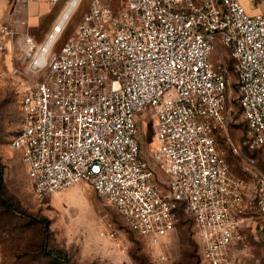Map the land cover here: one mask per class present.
Wrapping results in <instances>:
<instances>
[{"label": "built area", "instance_id": "2783aa9c", "mask_svg": "<svg viewBox=\"0 0 264 264\" xmlns=\"http://www.w3.org/2000/svg\"><path fill=\"white\" fill-rule=\"evenodd\" d=\"M31 1L12 0L11 13ZM69 19L62 12L40 47L26 42L36 81L22 95L11 146L23 151L34 196L84 180L155 244L182 210L194 221L205 264H238L232 248L243 240L245 220L251 212L264 217V173L248 201L218 139L225 136L236 152L264 147V11L250 14L241 0H91L57 49ZM17 29L18 19L0 23L1 50ZM231 100L247 126L240 145L231 136ZM148 105L158 125L153 159L168 176L166 188L141 155L137 120Z\"/></svg>", "mask_w": 264, "mask_h": 264}, {"label": "rangeland", "instance_id": "374dc122", "mask_svg": "<svg viewBox=\"0 0 264 264\" xmlns=\"http://www.w3.org/2000/svg\"><path fill=\"white\" fill-rule=\"evenodd\" d=\"M69 1L59 10L56 19L65 10ZM90 1H79L56 44L57 49L73 35ZM252 1L256 2L255 7L264 9V0H241L248 8L247 11ZM37 8L38 15L49 13L47 6L40 4ZM54 10V7H51L49 16H43L36 21L30 18L31 11H29L30 17L14 14L9 18L0 19V23L9 21L11 18L18 19V32L15 39L8 43V49H0V162L3 166L5 196L25 213L38 221L45 222L46 252L52 251L56 256L50 260L38 255L35 262L29 261V263L59 264L58 252L62 251L68 258V264H160L159 258L165 256L170 259L168 264H187L188 262L203 264L194 221L182 210L179 211L180 220L176 228L155 244L148 238L133 232L122 214L106 198L99 196L84 180L42 199L34 196L28 168L22 160L23 151L20 148H13L11 141L19 129L22 95L26 88L36 81L33 73L29 72L32 57L28 54L26 42L28 38H32L37 47L44 43L53 24L45 27L47 29L45 33L42 29L51 20ZM40 20V27H34L35 22L39 23ZM219 48L231 69L234 60L227 47L221 44ZM220 57L218 50L212 52L211 58L215 62L220 60ZM234 79L235 73L230 70L229 81L232 82ZM230 94L234 96V87L230 89ZM230 110L233 115L231 136L234 143L240 145L243 144L247 135L246 122L234 100L230 102ZM137 124L142 158L154 171L156 181L166 188L168 176L165 171L158 168L153 159L158 132L153 106L148 105L141 111ZM218 141L220 150L230 164L231 172L245 182V198L252 201L256 193L257 177L264 173V147L249 148L244 145L242 152H236L225 136H220ZM245 222L249 225L244 238L233 246L232 254L237 258L238 264H258L257 257L264 242V232L261 229L264 217L257 212H251ZM105 230L115 231V238L103 235L102 232ZM36 236H38V230L28 234V238L35 239ZM8 257L6 264L27 262V257L19 261L12 256Z\"/></svg>", "mask_w": 264, "mask_h": 264}, {"label": "trees", "instance_id": "16d2710c", "mask_svg": "<svg viewBox=\"0 0 264 264\" xmlns=\"http://www.w3.org/2000/svg\"><path fill=\"white\" fill-rule=\"evenodd\" d=\"M240 111V109H238ZM241 113V111H240ZM245 121V120H244ZM38 230L35 239L28 238L31 231ZM196 231V228H195ZM46 226L42 220L25 213L5 196L3 166L0 162V248L2 253L1 264L7 263L8 256L18 259L27 257L35 262L36 256L41 255L45 259L53 260L56 256L46 252ZM198 243V240H197ZM199 247V243H198ZM59 264H68V258L62 251L58 252ZM200 254V252H199ZM201 256V255H200ZM202 261V258H201ZM203 264H205L202 261ZM187 264H191L188 262Z\"/></svg>", "mask_w": 264, "mask_h": 264}, {"label": "crops", "instance_id": "0c3cea01", "mask_svg": "<svg viewBox=\"0 0 264 264\" xmlns=\"http://www.w3.org/2000/svg\"><path fill=\"white\" fill-rule=\"evenodd\" d=\"M67 1L68 0H60V1L56 2V3H51L48 0H32L30 2V4H29L28 8H26L25 10H23L20 13V15H24V16L27 15V16H29V11H31L32 12V15H31V17L30 16L29 17L33 21H36L37 19H40L43 16H45V17L49 16L50 15V11H51V7H54L55 10H54V13H52L53 16H52L51 20L49 21V23H47V25H45L43 27V29H44L46 26H49V25H52V24H53L52 26H54V24L58 20L56 18H57L58 14H59V10L65 5V3ZM40 4L41 5H44V6H47V8L49 9V13H45L43 15H38V13H36V12L38 11V8L37 7ZM255 6H256V2L255 1H252V3H250V8H249V11H248L250 14H256V13H259V12L264 11V9L263 10H260L259 7H255ZM11 7H12V0H0V19H2V18H9L10 16L13 15L11 13ZM246 9H248V8L246 7ZM35 25L36 26H34V27H40L41 20L39 21V23L35 22ZM37 25H39V26H37ZM43 29H42L43 33L47 32V29L46 28H45V30H43ZM248 225H249V223L247 222L244 225L243 229H242L243 238H244V233L246 232V229L248 228ZM261 229L264 232V222L262 224ZM258 256H259V257H257V259H259V263L258 264H264V242L262 244L261 251L258 254ZM245 259H248V257H245ZM1 261H2V253H1V248H0V264H1Z\"/></svg>", "mask_w": 264, "mask_h": 264}, {"label": "bare ground", "instance_id": "6f19581e", "mask_svg": "<svg viewBox=\"0 0 264 264\" xmlns=\"http://www.w3.org/2000/svg\"><path fill=\"white\" fill-rule=\"evenodd\" d=\"M78 3H79V0H72L71 1V3L63 11V19H69L70 18V15L73 13V11L77 7Z\"/></svg>", "mask_w": 264, "mask_h": 264}]
</instances>
